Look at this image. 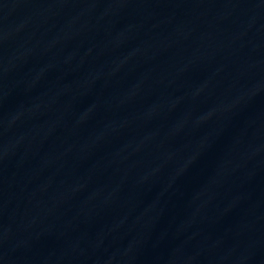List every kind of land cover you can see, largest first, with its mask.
I'll return each mask as SVG.
<instances>
[{
	"label": "water",
	"instance_id": "1",
	"mask_svg": "<svg viewBox=\"0 0 264 264\" xmlns=\"http://www.w3.org/2000/svg\"><path fill=\"white\" fill-rule=\"evenodd\" d=\"M0 264H264V0H0Z\"/></svg>",
	"mask_w": 264,
	"mask_h": 264
}]
</instances>
